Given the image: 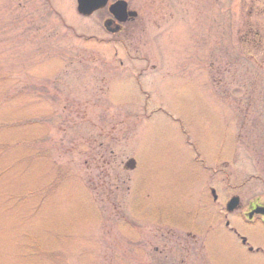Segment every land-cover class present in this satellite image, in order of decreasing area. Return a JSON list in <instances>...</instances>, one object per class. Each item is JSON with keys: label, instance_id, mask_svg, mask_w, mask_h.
Returning <instances> with one entry per match:
<instances>
[{"label": "rangeland", "instance_id": "1", "mask_svg": "<svg viewBox=\"0 0 264 264\" xmlns=\"http://www.w3.org/2000/svg\"><path fill=\"white\" fill-rule=\"evenodd\" d=\"M126 1L102 48L75 0H0V264H256L211 192L263 190L264 0Z\"/></svg>", "mask_w": 264, "mask_h": 264}, {"label": "flooded vegetation", "instance_id": "2", "mask_svg": "<svg viewBox=\"0 0 264 264\" xmlns=\"http://www.w3.org/2000/svg\"><path fill=\"white\" fill-rule=\"evenodd\" d=\"M117 1L124 2V6L122 9L123 14H121L120 10L118 9L115 13L117 16H115L109 11V6ZM129 3L130 2L126 0H106V5L104 7L94 11L86 17L77 14L81 18L92 20L95 26L94 29H90L87 31V35L84 37L83 43L86 42L90 46L102 48L133 47L132 39L139 25V16L137 14V11L131 8ZM130 13H135V15H129ZM247 32H245L246 34L244 35L245 42L249 43V45L253 43L254 48L259 47L261 50L263 49L262 56H264V37L262 38L259 32L255 30L253 32L254 40H252V37L248 39L246 38L248 35ZM249 33H251V30L249 31ZM251 58L252 55L249 54L248 61H251ZM259 164L260 168L258 169V172L260 176L257 177V175H251L248 179L261 180V182H263V190L261 192H254V194L243 196L242 194L240 195L237 191V188L239 186H242L240 183H238V186L236 187L235 184L231 183L230 185L232 179L229 180L228 178H226L223 179L222 182L219 179L221 191L226 184L230 186V189L228 187V190L224 192L222 200L218 198L217 191L215 189V199L213 200V202H215L216 206L218 207L219 213H221V218L224 220L225 227L227 228L229 233L234 235L236 240V248L239 245L243 251L255 258L256 264H258L259 262H262L264 264V155L261 157ZM232 199H237L236 204L230 212H227V203ZM219 202H221V205H219ZM233 217H239L243 223V226L246 229L254 232L255 238L250 240L246 235L240 233L239 229L232 225L230 221V219H232Z\"/></svg>", "mask_w": 264, "mask_h": 264}, {"label": "water", "instance_id": "3", "mask_svg": "<svg viewBox=\"0 0 264 264\" xmlns=\"http://www.w3.org/2000/svg\"><path fill=\"white\" fill-rule=\"evenodd\" d=\"M105 3H106V0H76V4H77L76 10L79 14L90 15V13H92L93 11H96L104 7ZM123 6H124L123 1L116 2L113 5L109 6V11L113 13L115 16H117L115 13L119 9L121 14H123V11H122ZM129 15H135V13H130ZM134 166H135V162L133 159H129L125 163V168L128 170H132ZM236 201L237 199H232L231 201H229L226 207L227 211H231L233 209V207L236 204Z\"/></svg>", "mask_w": 264, "mask_h": 264}, {"label": "trees", "instance_id": "4", "mask_svg": "<svg viewBox=\"0 0 264 264\" xmlns=\"http://www.w3.org/2000/svg\"><path fill=\"white\" fill-rule=\"evenodd\" d=\"M27 144H28V141H27Z\"/></svg>", "mask_w": 264, "mask_h": 264}]
</instances>
